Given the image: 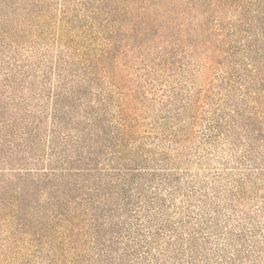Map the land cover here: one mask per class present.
Here are the masks:
<instances>
[{
	"label": "trees",
	"instance_id": "trees-1",
	"mask_svg": "<svg viewBox=\"0 0 264 264\" xmlns=\"http://www.w3.org/2000/svg\"><path fill=\"white\" fill-rule=\"evenodd\" d=\"M0 264H264V0H0Z\"/></svg>",
	"mask_w": 264,
	"mask_h": 264
}]
</instances>
